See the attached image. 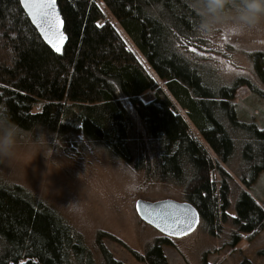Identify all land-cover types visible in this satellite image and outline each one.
<instances>
[{"label":"trees","instance_id":"1","mask_svg":"<svg viewBox=\"0 0 264 264\" xmlns=\"http://www.w3.org/2000/svg\"><path fill=\"white\" fill-rule=\"evenodd\" d=\"M57 2L67 35L61 55L41 39L19 0H0V109L22 131L79 134L147 179L180 187L207 234L218 238L223 224L230 227L229 246L262 229L264 209L244 187L264 170V130L239 121L232 101L242 82L256 90L242 77L217 82L188 54L210 46L192 0ZM251 57L264 85V52ZM146 92L148 102L140 98ZM233 158L240 189L223 167ZM154 232L142 253L123 246L137 261L168 264L162 246L173 243ZM105 235L98 231L90 250L45 201L0 182V264H125L105 246ZM259 255L264 262V249Z\"/></svg>","mask_w":264,"mask_h":264},{"label":"rangeland","instance_id":"2","mask_svg":"<svg viewBox=\"0 0 264 264\" xmlns=\"http://www.w3.org/2000/svg\"><path fill=\"white\" fill-rule=\"evenodd\" d=\"M218 32L215 38L210 37L208 48L191 47L188 54L197 62L207 64L215 72L217 82L230 84L239 77L250 81L255 92L248 82H242L235 91L232 101L237 119L264 130V85L256 77L251 61L252 53L264 52V43L241 47L227 32ZM140 98L148 102L152 94L146 92ZM21 132L22 138L43 132L47 139L44 155L48 169L58 168L57 161L62 162V166L48 174L44 156L37 153L28 164L35 149L22 146L12 159L0 161V182L19 184L45 201L74 232L82 236L90 250L95 251L93 241L96 233L102 231L106 233L102 241L115 259L125 264H145L137 261L123 246L142 253L145 243L148 244L150 236L155 233L153 228L140 221L134 203L137 199L183 201L182 189L147 179L129 164L108 153L107 149L87 143L79 134L62 139L39 127ZM237 160L233 158L228 165H222L235 180L236 189H240L244 186L237 173ZM214 176L218 180V174ZM244 188L264 209V170L258 173L250 186ZM229 212H233L231 208ZM202 224L200 220L190 233L171 237L173 244L162 246L168 264H203V259L208 264H238L243 259L252 264H264L259 255V251L264 249V227L251 237L243 235L232 247L227 244L228 225L223 224L225 232L216 238L207 234Z\"/></svg>","mask_w":264,"mask_h":264},{"label":"clouds","instance_id":"3","mask_svg":"<svg viewBox=\"0 0 264 264\" xmlns=\"http://www.w3.org/2000/svg\"><path fill=\"white\" fill-rule=\"evenodd\" d=\"M191 7L200 16L199 31L204 38L223 30L241 47L264 43V0H192ZM22 146L35 149L28 164L40 153L45 158L48 174L62 166V162L57 161L60 165L58 168L48 169L44 155L47 139L43 132L22 138L16 122L0 109V161L12 159Z\"/></svg>","mask_w":264,"mask_h":264},{"label":"water","instance_id":"4","mask_svg":"<svg viewBox=\"0 0 264 264\" xmlns=\"http://www.w3.org/2000/svg\"><path fill=\"white\" fill-rule=\"evenodd\" d=\"M19 2L28 20L35 28L37 33L40 35L41 39L53 52H55L58 55H61L62 52L57 53L55 49L52 48V46L47 42V40L44 39L40 27L38 26L37 23L33 22L31 15H29L28 13V9L25 7L23 3H21V0H19ZM56 11L59 13L60 19L63 20L57 0H56ZM62 31L64 32V35L67 37L64 29V24L62 27ZM57 43L59 44V41H57ZM66 43H67V39L63 42V45H61L62 51ZM134 209L136 215L143 223H145L146 225L150 226L151 228H153L154 230H156L157 232L168 238L171 237L178 238L190 233L198 225L200 218L198 211L190 203L186 201H176L170 198H164L155 201L137 199L134 203ZM185 214H187L188 217L194 218V226L191 228V230H187L185 224L172 223L174 219L183 220ZM165 221L168 222V226L172 229L171 232L164 230ZM157 224H160L161 227H157ZM178 229H184V230L180 232L177 231Z\"/></svg>","mask_w":264,"mask_h":264},{"label":"snow or ice","instance_id":"5","mask_svg":"<svg viewBox=\"0 0 264 264\" xmlns=\"http://www.w3.org/2000/svg\"><path fill=\"white\" fill-rule=\"evenodd\" d=\"M21 3L28 9V13L31 15L33 22L37 23L40 27L44 39L47 40L57 53H61V45H63L67 37L62 31L64 21L60 19L59 13L56 11V0H21ZM57 41H59V44ZM192 51H195V49H192ZM172 223L185 224L187 230H191L194 226V218L188 217L185 214L183 220L174 219ZM157 227H161V225L157 224ZM164 230L172 231L167 221H165ZM183 230L178 229L177 231L182 232Z\"/></svg>","mask_w":264,"mask_h":264}]
</instances>
